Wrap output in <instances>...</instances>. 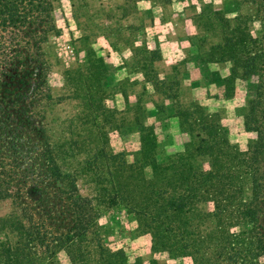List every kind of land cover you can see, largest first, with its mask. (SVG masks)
<instances>
[{
  "label": "trees",
  "instance_id": "trees-1",
  "mask_svg": "<svg viewBox=\"0 0 264 264\" xmlns=\"http://www.w3.org/2000/svg\"><path fill=\"white\" fill-rule=\"evenodd\" d=\"M52 1L0 0V201L13 207L0 217V264H61L59 254L70 264H141L125 248L108 247L97 232L106 203L123 207L134 224L129 232L148 235L153 253L189 257L194 264H259L264 257V0H249L260 24V36L250 47L245 46L246 26L230 27L222 19L224 43L212 48L221 52L215 61L231 64L226 91L237 79L255 83L245 121L256 140L242 151L229 144L215 113L182 106L180 124L190 138L171 155L162 151L168 137L163 125L154 132L145 121L138 126V149L130 154L86 146L96 137L89 132L100 129L84 115L96 109L91 88L70 119L72 136L52 140L45 108L54 99L43 51L48 33L56 31ZM237 49L243 56L235 57ZM87 63L96 70L102 58L93 55ZM77 69L67 72L66 85ZM146 78L164 83L154 74ZM110 116L112 131L116 123ZM103 138L98 135L96 141ZM82 146L87 157L66 171L65 147L79 151ZM78 176L86 177L91 195L81 193ZM202 203H211L209 210ZM206 220L212 224L203 233Z\"/></svg>",
  "mask_w": 264,
  "mask_h": 264
},
{
  "label": "rangeland",
  "instance_id": "rangeland-1",
  "mask_svg": "<svg viewBox=\"0 0 264 264\" xmlns=\"http://www.w3.org/2000/svg\"><path fill=\"white\" fill-rule=\"evenodd\" d=\"M52 3L56 31L48 33L43 51L50 65L48 83L54 99L52 104H46L50 105L48 110L45 108L48 134L53 141L72 136L68 129L70 119L85 105L90 88L96 111L92 108L94 111H85L84 115L100 125L99 131L89 132L96 134L86 145L92 149L110 150L111 146L115 151L130 154L138 149V126L145 121L153 126L154 132L159 130V124L163 125L162 131L168 136L162 147L165 154L181 152L190 137L182 129L178 111L189 105L215 113L230 145L243 151L256 140V132L248 129L245 121L247 101L254 95L255 83L237 79L226 91L224 79L230 75L231 64L228 60L215 61L221 52L218 48L212 50L216 44L224 43L222 19L228 20L230 27L239 22L246 26L250 39L245 40V46L252 45L251 40L260 36L255 4L249 0H53ZM243 51L235 50V57L243 56ZM93 55L102 58L96 70L87 63ZM77 67L73 83L66 85L67 72ZM153 74L164 83L155 85L146 78ZM110 112L119 127L112 131L108 127L113 119ZM98 135L105 137L107 143L105 138L97 142ZM86 146L79 151L65 147L66 171L78 167L77 163L87 157ZM202 163L203 169L209 168L206 160ZM78 177L81 193L91 195L92 186L83 183L86 177ZM260 199L264 205V197ZM119 206L101 205L96 229L104 244L111 249L125 248L131 259L141 258V264H194L189 257L172 259L164 252H151L149 236L129 232L134 224ZM202 206L207 211L211 203ZM12 208L9 200H1L0 217ZM211 224L206 220L200 229L207 233ZM59 258L61 264H70L63 254ZM259 264H264V257Z\"/></svg>",
  "mask_w": 264,
  "mask_h": 264
}]
</instances>
